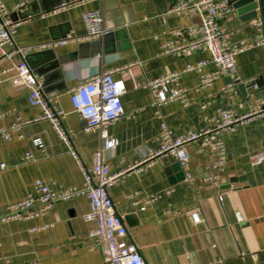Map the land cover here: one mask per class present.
I'll use <instances>...</instances> for the list:
<instances>
[{
    "label": "crops",
    "instance_id": "crops-1",
    "mask_svg": "<svg viewBox=\"0 0 264 264\" xmlns=\"http://www.w3.org/2000/svg\"><path fill=\"white\" fill-rule=\"evenodd\" d=\"M3 1L12 14H18L14 7L24 2L25 10L34 13L19 26L14 46L7 48L32 49L23 51L24 58L44 80L45 92L59 96L58 107L69 113L64 127L72 132L73 145L88 168L101 146L100 134L85 131L86 122L73 112L69 92L94 74L123 69L114 76L126 83L122 98L126 116L109 127L118 146L107 154L111 173L123 175L109 195L116 213L124 218L129 233L126 242L139 249L144 263L264 264V162L254 163L256 156L264 157V118L224 137L227 164L215 173L218 184L204 183L201 177L213 161V149H203L199 143L189 146V171L196 177L191 185L171 156L149 158L159 149L161 127L152 107L153 95L146 86L149 80L180 73L191 105L184 107L177 101L164 106L168 127L176 135L208 127L217 110L233 108L246 114L254 100L264 94V48L238 55L236 93L222 91L234 80L230 77L196 92L201 75L214 71L215 66L210 63L201 72L183 71L209 61V53L160 54L164 40L196 20L168 15L182 0H85L55 15L51 12L63 3L79 0ZM230 2L232 12L221 20L222 27L235 43L254 40L257 24H264V0ZM89 11L103 12L104 25L112 36L35 49L69 35L85 36L82 16ZM13 76L0 79V129L8 128L16 114L31 121L42 115L30 105L28 89L15 84ZM252 80H257V90L243 86ZM207 103V109H201ZM35 139H41L45 149L35 147ZM27 153L33 155L32 160L26 159ZM1 164L7 168L0 170V217L9 204L25 200L36 180L46 181L55 190L83 188L85 184L79 164L50 122L44 120L24 126L11 141L0 139ZM168 188L174 189L170 196L164 195L142 209L145 198ZM197 209L203 222L195 225L192 213ZM89 211L88 198L76 196L60 201L42 218L0 224V264H105L98 241L90 237L95 224L83 220ZM238 213L243 217L241 222Z\"/></svg>",
    "mask_w": 264,
    "mask_h": 264
},
{
    "label": "built area",
    "instance_id": "built-area-1",
    "mask_svg": "<svg viewBox=\"0 0 264 264\" xmlns=\"http://www.w3.org/2000/svg\"><path fill=\"white\" fill-rule=\"evenodd\" d=\"M85 0L72 3H63L55 8L52 15L69 11L72 6ZM27 3H20L14 7L16 13L24 12ZM232 12L230 0H182L168 12V15H186L196 20L183 30H177L174 37L164 40L161 45V55L192 54L197 51H207L211 57L209 61L197 65L188 66L183 72H201L208 64L212 63L215 70L201 75L200 85L194 90L209 89L213 83L221 78L230 77L231 81L222 91H235L238 81L237 58L238 55L253 48H264V24L258 23L257 35L254 40L235 43L230 38V33L221 24ZM12 12L8 10L3 0H0V79L13 73L11 78L14 83L28 89L29 103L41 110L42 115L34 121L27 120L20 114L15 115V121L6 129H0V139L11 141L15 133H21L23 127L32 122L41 120L50 122L59 138L68 148L69 154L79 164L85 184L83 188H61L59 190L46 181L36 180L33 190L25 200L9 204L6 213L0 217V224L11 221L25 222L46 216L60 201H70L76 196H85L90 202V211L83 216L86 223L95 224L90 233L91 238L98 241L105 264H145L139 249L126 242L128 230L124 218L115 211L110 189L119 182L123 175L112 174L107 162V154L117 148L118 141L110 134V126H113L126 116V110L122 98L125 96L126 83L114 75L123 69L108 70L91 76V78L79 84L69 92L73 112H77L86 122L85 131H99L100 148L94 154L92 166L88 168L83 163L80 153L72 142V132L64 127V120L69 113L58 107L59 96L45 92L44 80L37 77L32 71L28 61L24 58L23 51L32 49H8L14 46L15 36L19 26L26 18L15 20ZM31 17V16H30ZM29 18V17H28ZM86 34L83 37L68 36L54 44L40 45L35 49L41 50L56 45H67L75 41H90L91 39H103L111 30L104 25L105 19L102 11H89L82 16ZM140 64V63H138ZM249 90H257V80L243 83ZM146 86L153 95L152 107L156 110V116L160 121L159 149L150 155V159L171 156L179 162L186 181L189 184L196 182L189 171L190 155L188 147L199 143L203 149H213L214 157L210 166L202 172V181L207 184H218L217 172L224 169L227 164L226 146L224 137L237 132L240 126H245L256 119L264 118V94L258 97L249 106L246 114H238L233 108L219 109L209 121L208 127L198 130H188L176 135L168 127L162 108L179 101L184 107H189L188 90L181 85L180 73H168L157 79L147 81ZM207 104L201 105V109H207ZM34 146L45 149L41 139L34 140ZM27 160H32L31 153L26 154ZM264 162L262 155L256 156L254 163L260 165ZM7 168L1 164L0 170ZM173 188L164 190L162 194L147 197L144 200L143 210L149 205L161 200L164 195L170 196ZM220 202L223 198L219 196ZM195 225L203 222L201 211L198 209L192 213ZM237 220L243 221L240 213ZM11 264V263H9Z\"/></svg>",
    "mask_w": 264,
    "mask_h": 264
},
{
    "label": "water",
    "instance_id": "water-1",
    "mask_svg": "<svg viewBox=\"0 0 264 264\" xmlns=\"http://www.w3.org/2000/svg\"><path fill=\"white\" fill-rule=\"evenodd\" d=\"M34 15V13L32 11H26L24 13H18V14H13L12 17L15 19V20H18V19H21V18H28L30 16ZM262 21L264 22V13L262 14ZM190 26V25H189ZM109 36H112V32L107 34L106 37H104V39L106 40ZM244 86V85H243ZM245 87V86H244ZM184 175V173H183ZM233 181V180H232Z\"/></svg>",
    "mask_w": 264,
    "mask_h": 264
}]
</instances>
